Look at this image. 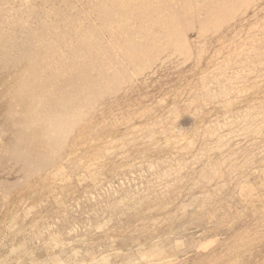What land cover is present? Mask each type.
<instances>
[{"label": "rangeland", "instance_id": "1", "mask_svg": "<svg viewBox=\"0 0 264 264\" xmlns=\"http://www.w3.org/2000/svg\"><path fill=\"white\" fill-rule=\"evenodd\" d=\"M72 1H0V264H264V0Z\"/></svg>", "mask_w": 264, "mask_h": 264}, {"label": "bare ground", "instance_id": "2", "mask_svg": "<svg viewBox=\"0 0 264 264\" xmlns=\"http://www.w3.org/2000/svg\"><path fill=\"white\" fill-rule=\"evenodd\" d=\"M0 1H1V0H0ZM71 1H72V0H71ZM95 1H96V0H95ZM95 1H94V2H95ZM115 1H116V0H115ZM157 1H158V0H157ZM170 1H171V0H170ZM179 1H180V0H179ZM184 1H185V0H183V1L181 0L180 3H183ZM189 1H191V0H189ZM204 1H205V0H204ZM207 1H208V0H207ZM209 1H210V0H209ZM211 1H212V0H211ZM221 1H223V0H221ZM69 2H70V1H69ZM74 2H75V1H74ZM99 2H100V1H99ZM99 2H98V3H99ZM103 2H104V1H103ZM105 2H106V1H105ZM122 2H123V1H122ZM154 2H155V1H154ZM164 2H166V1H164ZM168 2H169V0H168ZM175 2H176V1H175ZM186 2H187V1H186ZM191 2L193 3V1H191ZM198 2H200V1H198ZM216 2H217V1H216ZM77 3H78V2H77ZM88 3H89V2H88ZM108 3H109V2H107L106 5H107ZM152 3H153V1H152ZM160 3H161V0H160ZM170 3H171V2H170ZM180 3H179V4H180ZM187 3H188V2H187ZM204 3H206V2H204ZM209 3H210V2H209ZM217 3H218V2H217ZM220 3H221V2L219 1L218 6L220 5ZM223 3H225V2H223ZM223 3H222V4H223ZM71 4L73 5V1H72ZM74 4H75V3H74ZM89 4H90V3H89ZM118 4H119V3H118ZM162 4H163V3H162ZM165 4H166V3H165ZM183 4H184V3H183ZM197 4H198V3H197ZM229 4H230V3H229ZM37 5H38V3H37ZM78 5H79V3H78ZM158 5H159V4H158ZM158 5H157V6H158ZM160 5H161V4H160ZM171 5H172V4H171ZM171 5H170V4L167 5V8H166V6H164V4H163V6H164L166 9H169V10L172 9V8H168V6H169V7H172ZM173 5H174V4H173ZM175 5H176V3H175ZM190 5H191V3H190ZM192 5H193V4H192ZM192 5H191V6H192ZM202 5H203V4H202ZM204 5H205V4H204ZM210 5H211V4H210ZM223 5L226 6V4H223ZM64 6H65V5H64ZM81 6H82V5H81ZM81 6H80V7H81ZM84 6H85V5H84ZM86 6L88 7V5H86ZM103 6H104V5H103ZM109 6H111V5H109ZM137 6H138V5H137ZM154 6H155V5H154ZM154 6H153V7H154ZM233 6H234V5H233ZM19 7H20V6H19ZM69 7H70V6H69ZM72 7H73V6H72ZM74 7H75V6H74ZM76 7H77V5H76ZM89 7H90V6H89ZM114 7H115V6H114ZM117 7H118V6H117ZM140 7H142V6H140ZM161 7H162V6H161ZM179 7H180V6H179ZM179 7H175V9H177V8H179ZM195 7H196V6H195ZM206 7H207V5H205V7H204L203 9H206ZM213 7H215V6H213ZM216 7H217V6H216ZM220 7H221V6H220ZM56 8H57V7H56ZM64 8H65V7H64ZM81 8H82V7H81ZM100 8H101V6H100ZM115 8H116V7H115ZM165 8H164V10H166ZM180 8H181V7H180ZM192 8H193V7H192ZM224 8H225V7H224ZM66 9H67V8H66ZM89 9H90V8H89ZM93 9H94V8H93ZM97 9H98V7H97ZM107 9H108V8H107ZM116 9H118V8H116ZM152 9H153V8H152ZM217 9H220V8L218 7ZM227 9H228V8H226V10H227ZM232 9H234V8L232 7ZM67 10H68V9H67ZM74 10H75V9H74ZM101 10H102V9H101ZM104 10H106V9H104ZM140 10H141V9H140ZM140 10H139V11H140ZM150 10H151V8H150ZM150 10H149V11H150ZM206 10H207V9H206ZM235 10H236V8H235ZM83 11H84V8H83ZM87 11H88V10H87ZM110 11H111V10H110ZM112 11H113V10H112ZM134 11H135V10H134ZM139 11H137V12H139ZM151 11H152V10H151ZM151 11H150V12H151ZM179 11H180V9H179ZM217 11H218V10H217ZM217 11H216V13H217ZM60 12H61V10H60ZM67 12H69V11H67ZM70 12H71V11H70ZM72 12H73V9H72ZM76 12H77V10H76ZM76 12L73 13V14L76 15ZM78 12H79V11H78ZM97 12H98V10H97ZM105 12H107V11H105ZM108 12H109V11H108ZM142 12H143V11H142ZM144 12H145V10H144ZM164 12H165V11H164ZM206 12H207V11H206ZM212 12H213V11H211V13H212ZM85 13H86V12H85ZM90 13H91V12H90ZM103 13H104V12H103ZM122 13H123V12H122ZM125 13H126V12H125ZM140 13H141V11H140ZM148 13H149V12H148ZM200 13H201V12H200ZM202 13H203V16H204V12H202ZM202 13H201V14H202ZM216 13H215V15H216ZM218 13H219V12H218ZM62 14H63V13H62ZM110 14H111V13H110ZM138 14H139V13H138ZM142 14H145V13H142ZM142 14H141V15H142ZM146 14H147V12H146ZM67 15H68V13H67ZM74 15H72V16H74ZM102 15H103V14H102ZM134 15L137 16V14H133V16H134ZM141 15H140V16H141ZM183 15H185V14H183ZM205 15H206V14H205ZM209 15H212V16H213V13H212V14H209ZM209 15L207 14V16H206L207 19H209V17H210ZM65 16H66V15H65ZM81 16H82V15H81ZM133 16H132V17H133ZM147 16H148V14H147ZM147 16H146V17H147ZM180 16H181V15H180ZM190 16H191V15H190ZM192 16H193V14H192ZM200 16H201V15H200ZM212 16H211V17H212ZM216 16H221V15H216ZM239 16H240V15H239ZM242 16H243V15H242ZM11 17H12V16H11ZM32 17H33V16H32ZM59 17H60V15H59ZM148 17H149V16H148ZM170 17H171V15H170ZM194 17L196 18V16H194ZM194 17H193V19H194ZM198 17H199V16H198ZM221 17H222V16H221ZM234 17H235V16H234ZM43 18H44V17H43ZM72 18H73V17H72ZM74 18L76 19V17H74ZM97 18H98V17H97ZM127 18H128V17H127ZM137 18H138V17H137ZM137 18H136V19H137ZM139 18H140V17H139ZM139 18H138V19H139ZM204 18H205V17H204ZM229 18H230V17H229ZM229 18H228V19H229ZM5 19H6V18H5ZM32 19H33V18H32ZM83 19H84V18H83ZM90 19H91V18H90ZM94 19H95V18H94ZM136 19H135V20H136ZM158 19H159V18H158ZM214 19H215V18H214ZM214 19H213V20H214ZM233 19H234V18H233ZM12 20H13V19H12ZM17 20H18V19H17ZM29 20H30V19H29ZM37 20H39V19H37ZM40 20H41V19H40ZM60 20H62V19H60ZM60 20H59V21H60ZM92 20H93V19H92ZM100 20H101V18H100ZM129 20H130V19H129ZM139 20H140V19H139ZM163 20H164V19H163ZM181 20H182V18H181ZM195 20H196V19H195ZM197 20H198V19H197ZM197 20H196V21H197ZM202 20H203V19H202V17H201V21H202ZM213 20H212V21H213ZM221 20H222V19H219V21H221ZM67 21H68V20H67ZM90 21H91V20H90ZM123 21H124V20H123ZM132 21H133V20H132ZM142 21H143V20H142ZM142 21H141V22H142ZM161 21H162V19H161ZM164 21H165V20H164ZM168 21H169V19H168ZM171 21H172L171 23H173V19H172ZM193 21H194V20H193ZM196 21H195V23H196ZM203 21H204V20H203ZM210 21H211V20H210ZM215 21H216V23H217L216 26H218L217 19H216ZM215 21H214V22H215ZM223 21H224L223 23H226V22H225L226 20L223 19ZM33 22H34V21H33ZM35 22H36V21H35ZM79 22H81V21H79ZM92 22H93V21H92ZM97 22H98V21H97ZM97 22H96V23H97ZM126 22H128V20H127ZM166 22H167V21H166ZM183 22H184V21H183ZM191 22H192V21H191ZM198 22H199V25H200L201 22H200V21H198ZM198 22H197V23H198ZM83 23H84V22H83ZM124 23H125V22H124ZM124 23H123V25H124ZM139 23H140V21H139ZM139 23L137 22V24L140 26L141 24H139ZM168 23H169V22H168ZM188 23H189V22H188ZM203 23H205V21H204ZM207 23H208V22H207ZM210 23H211V22H210ZM212 23H213V22H212ZM220 23H221V22H220ZM260 23H261V22H260ZM54 24H55V23H54ZM64 24H66V23H64ZM85 24H86V23H85ZM97 24H98V23H97ZM101 24H103V23H101ZM132 24H133V22H132ZM137 24H136V25H137ZM143 24H144V23H143ZM146 24H149V23L146 22ZM182 24H183V23H182ZM201 24H202V23H201ZM39 25H40V24H39ZM91 25H92V24H91ZM129 25H131V24L129 23ZM138 25H137V28H139ZM144 25H145V24H144ZM174 25H175V24H174ZM178 25L181 26L180 23H179ZM199 25H198V26H199ZM210 25H211V24H210ZM213 25H214V24H213ZM220 25H222V23H221ZM262 25H263V24H262ZM20 26H21V25H20ZM37 26H38V25H37ZM65 26H67V25H65ZM93 26H94V25H93ZM98 26H100V25H98ZM102 26H103V25H102ZM113 26L115 27V25H113ZM121 26H122V25H121ZM187 26H188V25H187ZM189 26H190V25H189ZM192 26H193V25H192ZM200 26H201V25H200ZM200 26H199V27H200ZM216 26L213 27V26L211 25V27H212V29H214V31H215L216 29H218ZM24 27H25V26H24ZM31 27H32V26H30L29 28H31ZM72 27H73V26H72ZM83 27H84V26H83ZM88 27H89V25H88ZM88 27H87V28H88ZM91 27H92V26H91ZM91 27H89V28H90L89 30H91ZM100 27H101V26H100ZM130 27H131V26H130ZM170 27H171V26H170ZM181 27L184 28V26H181ZM190 27H191V26H190ZM199 27H198V28H199ZM202 27H203V25H202ZM215 27H216V29H215ZM218 27H219V26H218ZM93 28H94V27H93ZM128 28H129V26H128ZM144 28H145V26H144ZM166 28H169V27L167 26ZM183 28H182V29H183ZM193 28H194V27H193ZM208 28H209V27H208ZM80 29H81V28H80ZM94 29H95V28H94ZM135 29H136V28H135ZM135 29H134V30H135ZM141 29H143L142 26H141ZM173 29H175V28H173ZM176 29H177V23H176ZM178 29H179V28H178ZM196 29H197V28H195V30H196ZM199 29H200V28H199ZM204 29H205V28H204ZM209 29H210V28H209ZM209 29H208V30H209ZM212 29H210V30H212ZM232 29H233V28H232ZM244 29H245V28H244ZM62 30H63V29H62ZM65 30H66V29H65ZM96 30H97V27H96ZM101 30H103L102 27H101ZM139 30H140V28H139ZM169 30H170V29H169ZM185 30H187V27H186ZM190 30H192V29H190ZM200 30H201V29H200ZM202 30H203V29H202ZM206 30H207V29H206ZM210 30H209V31H206V32H207V33H208V32L211 33ZM258 30H259V29H258ZM262 30H263V29H262ZM27 31H28V30H27ZM68 31H69V30H68ZM68 31H66V33H67ZM87 31H88V30H87ZM106 31H107V30H106ZM108 31H109V30H108ZM124 31H125V30H124ZM180 31H181V29L179 30V32H180ZM182 31H183V30H182ZM193 31H194V30H193ZM196 31H197V30H196ZM246 31H248V30H246ZM37 32H38V31H37ZM64 32H65V31H64ZM88 32H89V31H88ZM101 32H103V31H101ZM121 32H123V30H122ZM128 32H130V31H128ZM133 32H134V31H133ZM167 32H169V31H167ZM172 32H174V31H172ZM177 32H178V31H177ZM185 32H187V31H185ZM199 32H200V31H199ZM199 32H198L197 35H199ZM201 32H202V31H201ZM27 33H28V32H27ZM35 33H36V32H35ZM39 33H40V32H39ZM105 33H106V32H105ZM105 33H104V35H105ZM115 33H116V32H115ZM148 33H149V32H147L146 34H148ZM155 33H156V32H155ZM169 33H170V32H169ZM174 33H175V32H174ZM182 33H183V32H182ZM182 33H181V34H182ZM190 33H191V32H190ZM212 33H213V32H212ZM37 34H38V33H37ZM91 34H93V32H92ZM94 34H95V32H94ZM98 34H99V33H98ZM100 34H101V33H100ZM121 34H122V33H121ZM126 34H127V33H126ZM138 34H139V33H138ZM165 34H167V33L165 32ZM179 34H180V33H179ZM183 34H185V33H183ZM200 34H201V33H200ZM203 34L206 35L205 32H203ZM15 35H16V34H15ZM24 35H25V33H24ZM41 35H42V34H41ZM87 35H88V34H87ZM95 35H97V34H95ZM129 35H130V34H129ZM170 35H172V34H170ZM244 35H245V34H244ZM30 36H31V35H30ZM30 36H29V38H30ZM33 36H36V35L33 34ZM91 36H92V35H91ZM126 36H128V35H126ZM130 36H131V35H130ZM134 36H135V35H134ZM179 36H180V35H179ZM179 36H178V37H179ZM185 36H186V34H185ZM203 36H204V35H203ZM100 37H101V36H100ZM100 37H98V39H99ZM128 37H129V36H128ZM183 37H184V35H183ZM201 37H202V35H201ZM258 37H259V36H258ZM24 38H26V37H24ZM35 38H36V37H35ZM95 38H96V37H93V39H95ZM104 38H105V36H104ZM106 38H108V37H106ZM109 38H110V37H109ZM117 38H118V35H117ZM117 38H116V39H117ZM121 38H122V37H121ZM124 38H125V37H124ZM130 38H132V37H130ZM141 38H142V37H141ZM144 38H145V37H144ZM168 38H169V37H168ZM170 38H171V37H170ZM192 38H194V37H192ZM21 39H22V38H21ZM31 39H32V37H31ZM93 39H92V40H93ZM98 39H97V40H98ZM125 39H126V38H125ZM125 39L122 38V41H124ZM132 39H133V38H132ZM194 39H195V38H194ZM25 40H26V39H25ZM32 40H33V39H32ZM35 40H36V39H35ZM37 40H39V38H38ZM99 40H101V39H99ZM104 40H105V39H104ZM104 40H102V41H104ZM111 40L113 41L112 38H111ZM170 40H171V39H170ZM174 40H175V39H174ZM176 40H177V37H176ZM179 40H180V38H179ZM185 40H186V39H185ZM17 41H18V40H16V43H17ZM22 41H23V39H22ZM85 41H86V40H85ZM85 41H84V42H85ZM156 41H158V40H156ZM156 41H155V43H156ZM177 41H178V40H177ZM177 41H175V42H177ZM180 41H181V40H180ZM19 42H20V39H19ZM26 42H27V41H26ZM31 42H32V41H31ZM31 42H30V43H31ZM35 42H36V41H35ZM92 42H94V41H92ZM96 42H97V41H96ZM100 42H101V41H99V43H100ZM115 42H116V41H115ZM115 42H113V43H115ZM165 42H166V41H165ZM27 43H28V42H27ZM27 43H26V45H27ZM87 43H88V42H87ZM89 43H90V42H89ZM101 43H102V42H101ZM103 43H104V42H103ZM105 43L108 44L107 42H105ZM130 43H131V42H130ZM167 43H168V42H167ZM167 43H166V44H167ZM17 44H18V43H17ZM109 44H110V42H109ZM111 44H112V43H111ZM185 44H187V43L185 42ZM81 45H82V44H81ZM84 45H89V44H84V43H83L82 46H84ZM91 45H92V43H91ZM154 45H155V44H154ZM174 45H175V43H174ZM177 45H178V44H177ZM210 45H211V44H210ZM108 46H109V45H107V47H108ZM111 46H112V45H111ZM158 46H160V45L158 44ZM163 46H164V43H163ZM165 46H166V45H165ZM175 46H176V45H175ZM11 47H12V46H11ZM21 47H22V44H21V46H20V49H22ZM23 47H24V46H23ZM26 47H27V46H26ZM89 47H90V46H89ZM225 47H226V46H225ZM35 48H36V47H35ZM103 48H104V47H103ZM143 48H144V47H143ZM143 48H142V49H143ZM162 48H163V47H162ZM165 48H166V47H164V49H165ZM181 48H182V46H181ZM36 49H37V48H36ZM36 49H35V50H36ZM40 49H41V48H40ZM85 49H86V48H85ZM106 49H107V48L105 47V50H106ZM113 49H114V48H113ZM119 49H120V48H119ZM140 49H141V48H140ZM29 50H30V47H29ZM80 50H82V49H80ZM92 50H93V49H92ZM96 50H98V49H96ZM116 50H117V49H116ZM120 50H121V49H120ZM148 50H149V49H148ZM161 50H162V49H161ZM22 51H23V50H22ZM31 51H32V50H31ZM40 51H41V50H39V52H40ZM84 51H85V50H84ZM86 51H87V50H86ZM159 51H160V50H159ZM191 51H192V50H191ZM20 52H21V51H20ZM37 52H38V51H37ZM37 52H36V54H37ZM94 52H95V51H94ZM99 52H100V50H99ZM99 52H98V53H99ZM114 52H115V51H114ZM123 52H124V51H123ZM148 52H149V51H148ZM176 52H177V51H176ZM21 53H22V52H21ZM21 53H18V54H21ZM27 53H28V52H27ZM79 53H80V52H79ZM100 53H101V52H100ZM102 53H103V52H102ZM105 53H107V52H105ZM115 53H116V52H115ZM149 53H150V52H149ZM173 53H174V52H173ZM22 54H23V53H22ZM28 54H29V53H28ZM77 54H78V53H77ZM92 54H93V53H92ZM96 54H97V53H96ZM13 55H14V54H13ZM103 55H105V54H103ZM110 55H112V54H110ZM116 55H117V54H116ZM150 55H152V54H150ZM24 56H25V54H24ZM95 56H96V55H95ZM143 56H144V55H143ZM146 56H147V55H146ZM223 56H224V55H223ZM20 57H21V55H20ZM22 57H23V56H22ZM25 57H26V56H25ZM17 58H18V57H17ZM29 58H30V57H29ZM56 58H57V56H56ZM60 58H62V57H60ZM122 58H123V57H122ZM167 58H168V57H167ZM19 59H21V58H19ZM85 59H86V58H85ZM120 59H121V58H120ZM128 59H129V58H128ZM38 60H39V59H38ZM53 60H55V59H53ZM87 60H89V59H87ZM137 60H138V59H137ZM81 61H82V60H81ZM81 61H80V62H81ZM85 61H86V60H85ZM91 61H92V60H91ZM95 61H96V60H95ZM123 61H124V60H123ZM37 62H38V61H37ZM86 62H87V61H86ZM86 62H85V63H86ZM101 62H102V61H101ZM148 62H149V61H148ZM15 63H16V62H15ZM87 63H89V62H87ZM150 63H151V62H150ZM91 64H92V63H91ZM99 64H100V63H99ZM102 64H103V63H102ZM142 64H143V63H142ZM87 65H88V64H87ZM140 65H141V64H140ZM148 65H149V63H148ZM208 65H209V64H208ZM40 66H41V65H40ZM59 67H60V66H59ZM71 67H72V66H71ZM71 67H70V68H71ZM127 67H128V66H127ZM136 67H137V66H136ZM54 68H55V66H54ZM56 68H57V67H56ZM82 68H83V67H81V70H84V69H82ZM146 68H147V67H146ZM149 68H150V67H149ZM41 69H42V68H41ZM87 69H88V68H87ZM87 69H86V70H87ZM94 69H95V68H94ZM109 69H110V67H109ZM142 69H144L143 66H142ZM147 69H148V68H147ZM48 70H49V69H48ZM67 70H68V69H67ZM86 70L83 71V72L86 73V72H87ZM152 70H153V69H152ZM55 71H56V70H55ZM88 71H89V70H88ZM138 71H139V70H138ZM140 71H142V70H140ZM144 71H145V70H144ZM162 71H163V70H162ZM42 72H43V71H42ZM130 72H131V71H130ZM133 72H134V71H133ZM76 73H77V72H76ZM126 73H128V72H126ZM139 73H140V72H139ZM64 74H65V73H64ZM86 74H88V73H86ZM86 74H83V76L86 75ZM140 74H141V73H140ZM153 74H154V73H153ZM78 75H79V73H78ZM196 75H197V74H196ZM72 76L75 77V75H72ZM98 76H99V75H98ZM103 76H104V75H103ZM79 77H80V76H79ZM100 77H101V76H100ZM136 77H137V76H136ZM81 78H82V84H84V81H83L84 79H83V77H81ZM85 78H87V77H85ZM93 78H94V77H93ZM95 78H96V77H95ZM74 79H75V78H74ZM77 79H78V78H76V80H77ZM97 79H98V78H97ZM156 79H157V78H156ZM79 80H80V79H79ZM89 80H90V79H89ZM147 80H148V79H147ZM261 80H262V79H261ZM54 81H55V79H54ZM50 82H52V81H50ZM78 82H81V81H78ZM54 83H55V82H54ZM66 83H68V81H67ZM72 83H73V82H72ZM74 83H75V81H74ZM76 83H77V81H76ZM29 84H30V83H29ZM52 85H53V84H52ZM71 85H72V84H71ZM80 85H81V83L78 85V87H80ZM185 85H186V84H185ZM192 85H193V84H192ZM50 86H51V84H50ZM50 86H48V88H49ZM76 86H77V85H76ZM76 86H74V88H76ZM32 87H33V86H32ZM46 87H47V86H46ZM52 87H53V86H52ZM69 87H70V86H69ZM82 87H83V86H82ZM103 87H104V85H103ZM106 87H107V86H106ZM180 87H181V86H180ZM255 87H256V86H255ZM182 88H183V87H182ZM263 88H264V87H263ZM67 89H68V88H67ZM76 89H77V90H76ZM76 89H75V90H76V93H77V92H78V88H76ZM107 89H109V88H107ZM84 90H85V89H84ZM257 90H258V89H257ZM262 90H263V89H262ZM108 91H109V90H108ZM91 93H93V92H91ZM189 93H191V92H189ZM71 94H72V93H71ZM73 94H74V91H73ZM39 95H40V94H39ZM113 95H114V94H113ZM173 95H174V94H173ZM36 96H37V95H36ZM74 96H76V95H74ZM111 96H112V95H111ZM37 97H38V96H37ZM41 97H43V96L41 95ZM56 97H57V96H56ZM70 97H71V96H70ZM181 97H182V96H181ZM202 97H203V96H202ZM256 97H257V96H256ZM66 98H67V97H66ZM68 98H69V97H68ZM155 98H156V97H155ZM70 99H73V97H71ZM151 99H152V98H151ZM173 99H174V98H173ZM248 99H249V98H248ZM40 100H41V99H39V101H40ZM51 100H52V99H51ZM58 100H59V99L57 98V101H58ZM185 100H186V99H185ZM202 100H203V99H202ZM37 101H38V100H37ZM57 101H56V102H57ZM35 103H36V102H35ZM37 103H39V102H37ZM156 103H158V102H156ZM164 103H165V102H164ZM173 103H174V102H173ZM61 104H63V103H61ZM61 104H60V105H61ZM65 104H66V103H65ZM75 104H78V103L76 102ZM81 104H82V103H81ZM34 106H35V105H34ZM48 106H49V105H48ZM56 106H57V105H56ZM74 106H75V105H74ZM82 106H83V104H82ZM62 107H63V106H62ZM68 107H69V106H68ZM122 107H123V106H122ZM63 108H64V107H63ZM81 108H82V107H81ZM53 109H54V108H53ZM61 109H62V108H61ZM65 109H66V108H65ZM50 110H51V109H50ZM57 110H58V109H57ZM68 110H69V109H68ZM80 111H81V110H80ZM51 112H52V110H51ZM231 112H232V111H231ZM231 112H230V113H231ZM53 113H54V112H53ZM53 113H50V115H53ZM57 113L59 114V111H58ZM63 113H64V112H63ZM12 114H13V113H12ZM41 114H42V113H41ZM61 114H62V113H61ZM80 114H81V113H80ZM63 115H64V114H63ZM63 115H62V116H63ZM69 115H70V114H69ZM14 116H15V115H14ZM53 116H55V115H53ZM59 116H60V114H59ZM44 117H47V116H44ZM57 117H58V115H57ZM70 117H71V116H70ZM81 117H83V116H81ZM47 118L49 119V117H47ZM73 118H74V117H73ZM176 118H177V117H176ZM50 119H51V118H50ZM75 119H76V118H75ZM46 120H47V119H46ZM46 120H45V121H46ZM51 120H52V119H51ZM63 120H64V119H63ZM71 120H72V119H71ZM228 120H229V119H228ZM78 121H80V120H78ZM43 122H44V121H43ZM43 122H42V123H43ZM224 122H225V120H224ZM227 122H228V121H227ZM78 123H79V122H78ZM166 123H167V122H166ZM54 124H55V123H54ZM225 124H226V123H225ZM43 125H44V124H43ZM49 125H50V124H49ZM122 125H124V124H122ZM204 125H205V124H204ZM204 125H203V126H204ZM226 125H229V124H226ZM46 126H47V125H46ZM133 126H134V125H133ZM263 126H264V125H263ZM129 127H131V126H129ZM204 127H205V126H204ZM200 128H201V127H200ZM257 128H258V127H257ZM45 129H46V128H45ZM54 129H55V128H54ZM85 129H86V127H85ZM126 129H127V128H126ZM133 129H134V128H133ZM176 129H177V128H176ZM176 129L174 128V130H176ZM179 129H180V128H179ZM260 129H261V128H260ZM262 129H263V128H262ZM122 130H124V128H123ZM183 130H184V129H183ZM213 130H214V129H213ZM253 130H254V129H253ZM253 130H251V131L253 132ZM2 131H3V130H1V132H2ZM44 131H45V130H44ZM177 131H178V129H177ZM179 131H180V130H179ZM211 131H212V130H211ZM211 131H210V134H212ZM254 131H255V130H254ZM262 131H263V130H262ZM99 132H100V131H99ZM125 132H126V130H125ZM173 132H175V131H173ZM190 132H191V131H190ZM208 132H209V131H208ZM213 132H214V131H213ZM247 132H248V131H247ZM247 132H246V133H247ZM263 132H264V131H263ZM47 133H49V132H47ZM75 133H77V131H76ZM260 133H261V132H260ZM106 134H107V133H106ZM182 134H183V133H182ZM188 134H189V133H188ZM258 134H259V133H258ZM39 135H40V134H39ZM51 135H53V134H51ZM101 135H102V134H101ZM123 135H124V134H123ZM154 135H155V134H154ZM244 135H245V134H244ZM247 135H248V134H247ZM256 135H257V134H256ZM55 136H56V135H55ZM55 136H54V137H55ZM119 136H120V135H119ZM156 136H157V135H156ZM173 136H174V133H173ZM187 136H188V135H187ZM248 136H249V135H248ZM31 137H32V136H31ZM85 137H86V136H85ZM106 137H107V136H106ZM106 137H105V139H107ZM110 137H111V136H110ZM253 137H254V136H253ZM257 137H258V136H257ZM257 137H256V138H257ZM33 138H34V137H33ZM33 138H32V139H33ZM98 138H99V137H98ZM217 138H218V137H217ZM258 138H259V137H258ZM45 139H46V138H45ZM47 139H48V137H47ZM52 139H53V138H52ZM52 139H51V140H52ZM80 139H81V138H80ZM94 139H95V137L93 138V140H94ZM109 139H110V138H109ZM152 139H153V138H152ZM156 139H157V138H156ZM229 139H230V138H229ZM232 139H233V138H232ZM241 139H242V138H241ZM29 140H30V139H29ZM29 140H28V141H29ZM48 140H49V139H48ZM157 140H158V139H157ZM165 140H166V139H165ZM242 140H243V139H242ZM30 141H32V140H30ZM54 141H55V140H54ZM87 141H88V140H87ZM154 141H155V140H154ZM206 141H207V140H206ZM232 141H234V140H232ZM51 142H52V141H51ZM51 142H50V143H51ZM90 142H92V141H90ZM103 142H104V141H103ZM103 142H102V145H103ZM130 142H131V141H130ZM157 142H158V141H157ZM166 142H167V141H166ZM172 142H173V141H172ZM179 142H180V140H179ZM229 142H231V141H229ZM55 143H56V141H55ZM55 143H53V144L55 145ZM105 143H106V142H105ZM155 143H156V142H155ZM164 143H165V142H164ZM181 143L183 144V142H181ZM61 144H62V143H61ZM81 144H82V143H81ZM88 144H89V143H88ZM107 144H108V143H107ZM113 144H114V143H113ZM175 144H176V143H175ZM179 144H180V143H179ZM252 144H253V143H252ZM58 145H59V144H58ZM102 145H101V147H102ZM167 145H168V144H167ZM250 145H251V144H250ZM145 146H147V145H145ZM152 146H153V145H152ZM205 146H206V145H205ZM56 147H57V146H56ZM59 147H60V146H59ZM63 147H64V145H63ZM71 147H72V146H71ZM177 147H178V146H177ZM182 147H183V146H182ZM182 147H181V148H182ZM186 147H187V146H186ZM258 147H259V146H258ZM50 148H51V147H50ZM57 148H58V147H57ZM112 148H113V147H112ZM149 148H150V147H149ZM172 148H173V147H172ZM183 148H184V147H183ZM202 148H203V147H202ZM208 148H209V147H208ZM55 149H56V148H55ZM122 149H123V148H122ZM198 149H199V148H198ZM210 149H211V148H210ZM49 150H50V149H49ZM109 150H110V149H109ZM118 150H121V149H118ZM179 150H180V148H179ZM51 151H52V149H51ZM104 151H105V150H104ZM197 151H198V150H197ZM197 151H196V153H198ZM54 152H55V151H54ZM79 152H80V151H79ZM118 152H120V151H118ZM121 152H122V151H121ZM121 152H120V153H121ZM178 152H179V151H178ZM175 153H176V152H175ZM225 153H226V152H225ZM16 154H17V153H16ZM21 155H22V154H21ZM86 155H87V154H86ZM189 155H190V154H189ZM260 155H261V154H260ZM68 156H69V155H68ZM75 156H76V155H75ZM113 156H114V155H113ZM193 156H194V155H193ZM54 157H55V156H54ZM66 157H67V156H66ZM93 157H94V156H93ZM176 157H177V156H176ZM1 158H2V157H1ZM120 158H121V157H120ZM188 158H189V157H188ZM191 158H192V157H191ZM241 158H242V157H241ZM254 158H255V157H254ZM16 159H17V157H16ZM55 159H56V158H55ZM59 159H60V158H59ZM72 159H73V158H72ZM52 160H53V159H52ZM62 160H63V158H62ZM62 160H61V161H62ZM102 160H103V159H102ZM68 161H69V159H68ZM74 161H75V160H74ZM76 161H77V160H76ZM80 161H81V160H80ZM84 161H86V160H84ZM142 161H143V160H142ZM89 162H90V161H89ZM62 163H63V161H62ZM62 163H61V164H62ZM71 163H72V161H71ZM73 163H74V162H73ZM90 163H91V162H90ZM146 163H147V162H146ZM150 163H151V162H150ZM55 164H56V163H55ZM59 164H60V163H59ZM143 165H144V164H143ZM147 165H148V163H147ZM149 165H150V164H149ZM151 165H152V164H151ZM10 166H11V165H10ZM44 166H45V165H44ZM57 166H60V165H57ZM57 166H56V167H57ZM72 166H73V165H72ZM59 168H60V167H59ZM159 168H160V167H159ZM172 168H173V167H172ZM204 168H205V167H204ZM257 168H258V167H257ZM258 169H259V168H258ZM106 173H107V172H106ZM173 173H174V172H172V174H173ZM189 173H190V172H189ZM259 173H260V172H259ZM46 175H47V174H46ZM59 175H60V174H59ZM163 175H164V174H163ZM60 176H62V175H60ZM166 176H167V175H166ZM182 176H183V175H182ZM45 177H46V176H45ZM112 177H113V176H112ZM48 178H49V177H48ZM55 178H56V177H55ZM83 178H84V177H83ZM118 178H119V177H118ZM133 178H134V177H133ZM239 178H240V177H239ZM59 179H60V178H59ZM61 179H62V178H61ZM113 179H114V178H113ZM183 179H184V178H183ZM54 180H55V179H54ZM70 180H71V179H70ZM185 180H186V179H185ZM101 181H102V180H101ZM170 181H171V178H170L169 181H165V182H170ZM215 181H216V180H215ZM157 182H158V181H157ZM207 182H208V181H207ZM25 183H26V182H25ZM52 184H53V183H52ZM164 184H165V183H164ZM165 185H166V184H165ZM200 188H201V187H200ZM111 189H112V188H111ZM140 189H141V188H140ZM164 190H165V189H164ZM250 191H251V190H250ZM258 191H259V190H258ZM188 192H189V191H188ZM160 193H161V192H160ZM167 193H168V192H167ZM217 193H218V192H217ZM249 194H250V193H249ZM150 195H151V194H150ZM96 197H97V196H96ZM163 197H164V196H163ZM168 197H169V196H168ZM1 198H2V197H1ZM125 199H126V198H125ZM144 199H145V198H144ZM110 200H111V199H110ZM129 200H130V199H129ZM151 201H152V200H151ZM158 201H159V200H158ZM3 202H4V201H3ZM116 202H117V201H116ZM168 202H169V201H168ZM160 203H161V202H160ZM164 204H165V203H164ZM139 207H140V206H139ZM32 209H33V208H32ZM141 210H142V209H141ZM74 212H75V211H74ZM185 212H186V211H185ZM51 214H52V213H51ZM239 214H240V213H239ZM71 216H73V215H71ZM134 216H135V215H134ZM237 216H238V215H237ZM241 216H242V215H241ZM150 218H151V217H150ZM161 218H162V217H161ZM64 219H65V218H64ZM95 219H96V218H95ZM149 220H150V219H149ZM151 220H152V219H151ZM233 220H234V219H233ZM4 225H5V224H4ZM46 226H47V225H46ZM8 228H9V227H8ZM29 228H30V227H29ZM47 231H49V230H47ZM57 231H58V230H57ZM257 231H258V230H257ZM198 232H199V231H198ZM200 232H201V231H200ZM35 233H36V232H35ZM163 234H164V233H163ZM106 235H107V234H106ZM161 238H162V237H161ZM51 239H52V238H50V240H51ZM52 241L54 242V245H55V246H58V245H59V242H57V240H53V239H52ZM157 241H158V240H157ZM216 241H217V240H216ZM152 242H153V241H152ZM155 242H156V241H155ZM60 243H61V242H60ZM131 244H132V243H131ZM52 245H53V244H52ZM17 246H18V245H17ZM131 246H132V245H131ZM13 247H14V246H13ZM61 248H62V247H61ZM61 248H60V249H61ZM136 248H137V247H136ZM131 249H132V248H131ZM216 250H217V249H216ZM115 251H116V250H115ZM72 252H73V251H72ZM21 253H22V252H21ZM58 253H59V252H58ZM208 253H209V252H208ZM56 254H57V253H56ZM61 254H62V253H61ZM102 254H103V253H102ZM113 254H114V253H113ZM115 254H116V253H115ZM64 255H65V254H64ZM106 255H107V254H106ZM196 256H197V255H196ZM74 257H75V260L73 259L74 261L71 262V263H68V264H82V263H83V262L79 261V259H78L79 257H78L77 255H74ZM96 257H97V256H96ZM99 257H100V256H99ZM102 257H103V256H102ZM262 257H263V256H262ZM100 258H101V257H100ZM39 259H40V258H39ZM51 259H53V257H52ZM176 259H177V258H176ZM255 259H256V258H255ZM1 260H2V259H1ZM95 260H96V258H91V261H95ZM97 260H99V259L97 258ZM130 260H131V259H130ZM82 261H83V260H82ZM89 261H90V260H89ZM1 262H2V261H1ZM6 262H7V261H6ZM40 262H41V261H40ZM9 263H10V262H9ZM50 263H51V264H60V262H58V260H57L56 258H55V260H54L53 262H50ZM99 263H100V262H99ZM101 263H103V262H101ZM86 264H87V263H86ZM92 264H93V263H92ZM97 264H98V263H97Z\"/></svg>", "mask_w": 264, "mask_h": 264}]
</instances>
